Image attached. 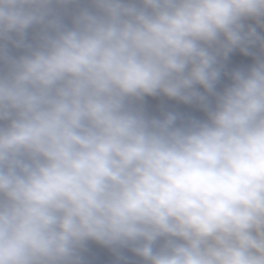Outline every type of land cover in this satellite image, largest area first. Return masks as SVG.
<instances>
[{"label": "clouds", "instance_id": "9594fccd", "mask_svg": "<svg viewBox=\"0 0 264 264\" xmlns=\"http://www.w3.org/2000/svg\"><path fill=\"white\" fill-rule=\"evenodd\" d=\"M0 264H264V0H0Z\"/></svg>", "mask_w": 264, "mask_h": 264}]
</instances>
